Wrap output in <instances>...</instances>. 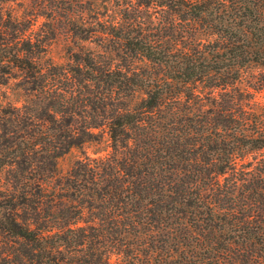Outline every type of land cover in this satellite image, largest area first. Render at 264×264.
Returning a JSON list of instances; mask_svg holds the SVG:
<instances>
[{
  "label": "trees",
  "instance_id": "16d2710c",
  "mask_svg": "<svg viewBox=\"0 0 264 264\" xmlns=\"http://www.w3.org/2000/svg\"><path fill=\"white\" fill-rule=\"evenodd\" d=\"M250 67L264 0H0V264H264Z\"/></svg>",
  "mask_w": 264,
  "mask_h": 264
},
{
  "label": "rangeland",
  "instance_id": "374dc122",
  "mask_svg": "<svg viewBox=\"0 0 264 264\" xmlns=\"http://www.w3.org/2000/svg\"><path fill=\"white\" fill-rule=\"evenodd\" d=\"M20 1V0H18ZM64 40H57L53 43L50 49V55L54 59V61L61 62L64 58ZM258 68L250 67L247 72H245L241 79L236 82V85L245 92H248L252 95V102L254 106L258 110L264 111V87L259 88L258 82H256L257 75L259 73ZM99 147V146H98ZM95 146H91L86 148L88 154H91ZM100 148H105V144H101ZM103 153V152H101ZM81 155L80 150L77 148L71 149L68 153L64 154L58 160V167L62 172H65L71 163ZM92 155V154H91ZM93 156V155H92Z\"/></svg>",
  "mask_w": 264,
  "mask_h": 264
}]
</instances>
